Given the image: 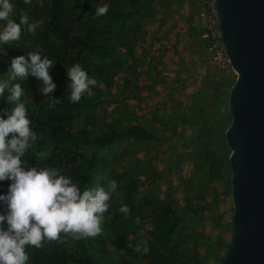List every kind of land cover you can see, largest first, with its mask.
Listing matches in <instances>:
<instances>
[{
  "label": "rangeland",
  "instance_id": "obj_1",
  "mask_svg": "<svg viewBox=\"0 0 264 264\" xmlns=\"http://www.w3.org/2000/svg\"><path fill=\"white\" fill-rule=\"evenodd\" d=\"M64 2L60 39L89 31L95 37L97 30H107L109 36L99 39L112 54H85L103 65L108 87L89 75L97 81L92 101L103 102L70 112L71 125L96 133L136 125L156 138H124L100 152L104 157L95 183L98 178L101 184L109 179L117 182L102 230L120 229L128 220L148 229L150 206L167 203L180 217L167 243L169 254L186 264H220L232 235L231 171L223 133L231 121L227 101L235 73L213 64L205 50L199 38L197 0H90L92 5L107 3L128 14L123 22L110 26L91 22L84 2ZM21 34L16 42L26 52L42 55L41 31ZM53 66L56 72H66ZM0 74H6L1 64ZM48 150L46 144L39 147L38 153L44 154L41 160L49 157ZM130 177L138 187L126 216L116 210ZM94 255L99 264H136L132 257L95 251Z\"/></svg>",
  "mask_w": 264,
  "mask_h": 264
},
{
  "label": "trees",
  "instance_id": "obj_2",
  "mask_svg": "<svg viewBox=\"0 0 264 264\" xmlns=\"http://www.w3.org/2000/svg\"><path fill=\"white\" fill-rule=\"evenodd\" d=\"M39 1L14 0V10L17 19L20 15H26L29 22L37 23L36 29L41 31L45 43L42 55L54 60V64L59 68H68L74 63H79L88 75H92L108 87L107 72L103 65L90 60L85 54L99 57L112 56L104 40L99 39L108 37L110 32L97 30L94 37L89 31L85 34L72 35L63 41L60 39V32L65 22V0H45L42 4H39ZM74 1L84 2L87 17L94 23L101 21L110 26L121 23L128 17L127 13L109 7L107 13L98 17L95 15L98 5H92L90 0ZM129 5L133 6V2L131 1ZM23 32L27 33L25 30H22ZM25 53L27 52L16 41L0 45V64L7 71L11 58ZM50 75L53 82L56 81V88L51 98H59L61 101L51 108L48 107V98L38 92L39 81L31 76L25 81H20L25 89V97L22 99L32 120L30 126L38 135V140L32 149L22 158L26 162V167L55 166L62 174L79 181L81 186L87 184L89 187H94L95 176L99 169L98 163L103 156L100 154L101 151L124 138L134 141L156 140L151 132L136 125L115 129L111 127L107 132L102 133H96L89 127L80 129L72 126L73 117L70 112L96 107L103 101H92L94 99L92 93L96 91V87L92 86L91 94L82 96L79 103H69L66 72H56L53 66ZM0 100L3 102L0 103V108L9 107L3 97H0ZM44 144L49 147V157L41 160L35 153H38L39 147ZM8 183L7 180L0 182V192H6ZM137 187L138 182L131 177L123 187L121 205H127L129 208L126 216H129L133 209L131 198ZM179 220L180 217L169 204L160 203L150 206L148 229L136 227L135 223L128 220L122 228L112 226L113 231L103 229L101 234L94 238H74L72 234H62L57 240L42 241L40 248L26 245L25 251L29 256L27 264H99L94 251L101 255L132 257L136 264H186L182 261L176 262L166 249L169 237ZM131 232L134 234L129 238L128 234ZM228 246L229 244L227 248Z\"/></svg>",
  "mask_w": 264,
  "mask_h": 264
},
{
  "label": "clouds",
  "instance_id": "obj_3",
  "mask_svg": "<svg viewBox=\"0 0 264 264\" xmlns=\"http://www.w3.org/2000/svg\"><path fill=\"white\" fill-rule=\"evenodd\" d=\"M108 7L107 3L97 6L95 15L103 16ZM14 8L13 0H0V45L19 41L22 30L35 34L37 23L29 22L26 15L17 19ZM54 63L48 56L30 51L11 58L6 74H0V97L9 105L0 108V182L9 181L6 192H0V264H27L26 245L40 248L42 241L57 240L62 234L74 238L100 235L108 201L116 194L115 180L101 184L98 178L94 187L81 186L55 166L26 167L22 159L38 135L30 126L20 81L29 76L39 81L38 92L48 98L51 108L61 102L51 98L56 88L50 75ZM65 71L68 102L79 103L97 81L79 63ZM116 211L127 215L129 208L122 204Z\"/></svg>",
  "mask_w": 264,
  "mask_h": 264
},
{
  "label": "water",
  "instance_id": "obj_4",
  "mask_svg": "<svg viewBox=\"0 0 264 264\" xmlns=\"http://www.w3.org/2000/svg\"><path fill=\"white\" fill-rule=\"evenodd\" d=\"M228 93L232 235L220 264H264V0H217Z\"/></svg>",
  "mask_w": 264,
  "mask_h": 264
},
{
  "label": "built area",
  "instance_id": "obj_5",
  "mask_svg": "<svg viewBox=\"0 0 264 264\" xmlns=\"http://www.w3.org/2000/svg\"><path fill=\"white\" fill-rule=\"evenodd\" d=\"M216 2L217 0H197L196 18L201 25L199 38L213 64L230 67L221 42Z\"/></svg>",
  "mask_w": 264,
  "mask_h": 264
},
{
  "label": "crops",
  "instance_id": "obj_6",
  "mask_svg": "<svg viewBox=\"0 0 264 264\" xmlns=\"http://www.w3.org/2000/svg\"><path fill=\"white\" fill-rule=\"evenodd\" d=\"M198 20V19H197ZM198 22H199V20H198ZM199 25H200V22H199ZM201 26V25H200Z\"/></svg>",
  "mask_w": 264,
  "mask_h": 264
}]
</instances>
